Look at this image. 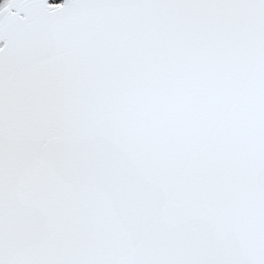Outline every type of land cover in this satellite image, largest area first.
<instances>
[{
	"label": "snow or ice",
	"instance_id": "1",
	"mask_svg": "<svg viewBox=\"0 0 264 264\" xmlns=\"http://www.w3.org/2000/svg\"><path fill=\"white\" fill-rule=\"evenodd\" d=\"M0 264H264V0H0Z\"/></svg>",
	"mask_w": 264,
	"mask_h": 264
},
{
	"label": "rangeland",
	"instance_id": "2",
	"mask_svg": "<svg viewBox=\"0 0 264 264\" xmlns=\"http://www.w3.org/2000/svg\"><path fill=\"white\" fill-rule=\"evenodd\" d=\"M57 2H58V0H57Z\"/></svg>",
	"mask_w": 264,
	"mask_h": 264
}]
</instances>
